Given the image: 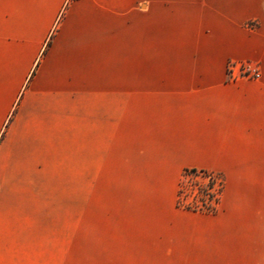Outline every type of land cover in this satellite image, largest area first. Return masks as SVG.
Listing matches in <instances>:
<instances>
[{
  "label": "crops",
  "instance_id": "crops-1",
  "mask_svg": "<svg viewBox=\"0 0 264 264\" xmlns=\"http://www.w3.org/2000/svg\"><path fill=\"white\" fill-rule=\"evenodd\" d=\"M0 264H264V0H0Z\"/></svg>",
  "mask_w": 264,
  "mask_h": 264
},
{
  "label": "rangeland",
  "instance_id": "rangeland-1",
  "mask_svg": "<svg viewBox=\"0 0 264 264\" xmlns=\"http://www.w3.org/2000/svg\"><path fill=\"white\" fill-rule=\"evenodd\" d=\"M257 24L253 21L246 24L249 30L255 29ZM244 62H252L258 64L257 62H253L250 60L247 61H228L226 63V69L231 67L233 64H240ZM260 65V64H259ZM228 73V72H227ZM230 76V75H229ZM233 78L232 76H230ZM240 78V77H236ZM192 169H186L181 172L180 177L178 179L177 184V193H176V207L179 212H184V214H218L221 209L222 196L224 192V176L220 172L215 171H207V170H196L197 173L186 172ZM209 174H212L215 178V183L211 189H208L209 183ZM210 190L208 192H212L215 194L214 199L209 198L208 194L202 192L201 189ZM183 189L182 194V205L178 206V191ZM212 203L211 206H214L215 211H210L207 209V206ZM186 206H189L190 209H187ZM82 214H100V185L98 187H90L89 188V200L86 204V208H83ZM171 214V213H170Z\"/></svg>",
  "mask_w": 264,
  "mask_h": 264
},
{
  "label": "built area",
  "instance_id": "built-area-1",
  "mask_svg": "<svg viewBox=\"0 0 264 264\" xmlns=\"http://www.w3.org/2000/svg\"><path fill=\"white\" fill-rule=\"evenodd\" d=\"M227 72L233 78L259 79L261 77L260 65L252 62L233 64L227 69Z\"/></svg>",
  "mask_w": 264,
  "mask_h": 264
},
{
  "label": "trees",
  "instance_id": "trees-1",
  "mask_svg": "<svg viewBox=\"0 0 264 264\" xmlns=\"http://www.w3.org/2000/svg\"><path fill=\"white\" fill-rule=\"evenodd\" d=\"M186 172H190V173H197V171L196 170H189V171H186ZM214 183H215V178H214V176H212V174H209V183H208V186H207V188L208 189H211L212 188V186L214 185ZM201 191L202 192H205L206 194H208L209 196V198H212V199H214V197H215V194H213L212 192H208V191H210V190H207V192L205 191V190H203V188L201 189ZM182 194H183V189H180L179 191H178V200H177V204H178V206H183L181 203H182V201H181V197H182ZM212 205V203H210L208 206H207V209H210V211H215V208H214V206H211ZM186 208L187 209H190L189 208V206H186Z\"/></svg>",
  "mask_w": 264,
  "mask_h": 264
}]
</instances>
